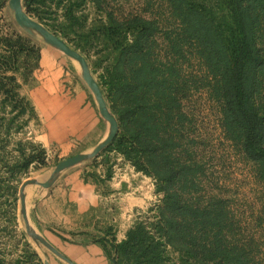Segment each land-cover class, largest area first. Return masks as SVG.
Instances as JSON below:
<instances>
[{
  "label": "trees",
  "instance_id": "16d2710c",
  "mask_svg": "<svg viewBox=\"0 0 264 264\" xmlns=\"http://www.w3.org/2000/svg\"><path fill=\"white\" fill-rule=\"evenodd\" d=\"M89 1L107 16L99 35L114 53L115 145L164 196L154 235L131 230L113 247L116 264H264V203L246 217L222 195L218 159L187 107L206 93L224 140L264 190V0H141L143 12L124 15L122 0ZM64 2L77 23V4Z\"/></svg>",
  "mask_w": 264,
  "mask_h": 264
},
{
  "label": "rangeland",
  "instance_id": "374dc122",
  "mask_svg": "<svg viewBox=\"0 0 264 264\" xmlns=\"http://www.w3.org/2000/svg\"><path fill=\"white\" fill-rule=\"evenodd\" d=\"M10 1L0 0V264H68L33 234L75 254L99 245L105 264H116L113 247L131 230L142 225L154 235L164 196L154 177L139 172L115 145L117 139L98 156L55 174L62 162L93 154L111 127L80 64L39 34L23 30ZM70 1L77 4V23L66 17L68 2L35 0L28 9L23 0V6L32 19L85 57L116 117L110 93L114 53L99 35L107 16L89 0ZM122 1L117 13L143 12L141 0ZM187 107L197 139L211 145L218 159L222 195L233 199L246 217L257 216L264 190L253 166L224 140L218 106L206 93L195 92ZM29 181L52 186L27 187L25 218L21 190Z\"/></svg>",
  "mask_w": 264,
  "mask_h": 264
},
{
  "label": "water",
  "instance_id": "95a60500",
  "mask_svg": "<svg viewBox=\"0 0 264 264\" xmlns=\"http://www.w3.org/2000/svg\"><path fill=\"white\" fill-rule=\"evenodd\" d=\"M11 11L14 13L15 18L19 26L25 30L28 34L34 35L39 34L45 42L52 46L53 48L57 49L58 51L62 52L69 58L75 60L78 62L82 68L83 71V78L90 90L93 92L94 96L96 97V100L99 105V110L101 116L110 124L111 130L110 134L107 138V140L101 144L93 154L91 155H79L74 158L68 159L61 164L58 165L55 174L59 175L62 172L71 169L73 167H76L86 161L87 159L93 158L98 156L106 147H108L110 144H112L118 137L120 132V125L117 120V118L111 113L108 103L105 99L104 93L99 86L97 80L92 74V71L90 69V66L85 59L79 52L72 49L66 42H64L61 38L53 34L51 31H49L46 27H44L42 24L38 23L34 19H32L24 10L23 6V0H11L9 3ZM32 185H41L45 189H49L52 186V183H46V184H38L36 181H29L28 183L23 185V188L21 190V194L23 197V210L26 216V197H25V190L27 187ZM34 237L47 249H49L52 253H54L56 256L60 257L64 261H66L68 264H74L71 262L68 258H66L63 254H61L55 247H53L50 243H48L44 238L33 234Z\"/></svg>",
  "mask_w": 264,
  "mask_h": 264
},
{
  "label": "crops",
  "instance_id": "0c3cea01",
  "mask_svg": "<svg viewBox=\"0 0 264 264\" xmlns=\"http://www.w3.org/2000/svg\"><path fill=\"white\" fill-rule=\"evenodd\" d=\"M54 246L74 264H105L106 255L104 249L99 245L94 244L86 248H79L76 254L68 251L65 247H60L57 243H54Z\"/></svg>",
  "mask_w": 264,
  "mask_h": 264
}]
</instances>
